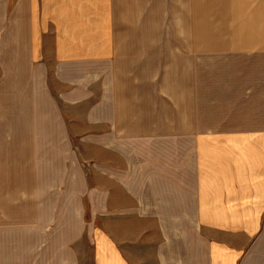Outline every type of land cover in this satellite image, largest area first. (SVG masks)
<instances>
[{
  "label": "crops",
  "instance_id": "1",
  "mask_svg": "<svg viewBox=\"0 0 264 264\" xmlns=\"http://www.w3.org/2000/svg\"><path fill=\"white\" fill-rule=\"evenodd\" d=\"M0 68L89 124L39 128L92 140L93 264H264V0H0Z\"/></svg>",
  "mask_w": 264,
  "mask_h": 264
},
{
  "label": "rangeland",
  "instance_id": "2",
  "mask_svg": "<svg viewBox=\"0 0 264 264\" xmlns=\"http://www.w3.org/2000/svg\"><path fill=\"white\" fill-rule=\"evenodd\" d=\"M13 71L0 68V264H93L92 140L40 145L50 141L39 128L58 125L75 133L89 124L70 113L54 124L13 115L15 82L6 81ZM55 101L66 112L79 109Z\"/></svg>",
  "mask_w": 264,
  "mask_h": 264
}]
</instances>
